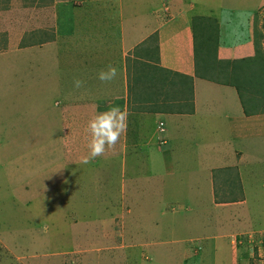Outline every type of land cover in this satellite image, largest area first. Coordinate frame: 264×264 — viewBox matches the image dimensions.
<instances>
[{
	"label": "rangeland",
	"instance_id": "rangeland-1",
	"mask_svg": "<svg viewBox=\"0 0 264 264\" xmlns=\"http://www.w3.org/2000/svg\"><path fill=\"white\" fill-rule=\"evenodd\" d=\"M187 1L0 0V119L10 118L13 137L2 138L0 152L6 150L8 161L21 159L17 169L0 172V264H264L262 153L247 173L256 178L244 176L249 185L242 187L243 202L226 206L218 202L242 197L236 168L214 170L212 182L206 169L208 152L223 159L225 141L220 147L200 138L199 145L187 140L184 146L158 133L166 127V116L159 114L181 102L164 79L166 68L158 66V53L170 45L160 37L170 19L180 22L179 13L187 12L183 21L200 34L196 45L208 50L202 54L197 47L200 57L213 67L214 11L222 2L232 9L248 4L247 12L236 9L246 14L240 29L264 60V0H190L203 11L198 14L211 6L205 18L189 13ZM237 11L222 16L231 14L236 26L244 22ZM251 61H243L241 73L238 63L225 82L240 81L247 68L257 72ZM194 63L195 76L215 75L216 68L201 72L205 67ZM110 64L126 77L127 128L114 153L83 164L87 123L109 96L94 91L102 85L94 77ZM18 67L26 72L23 78ZM19 77L23 88L17 90ZM74 78L84 87L76 89ZM243 89L240 102L251 111L261 96ZM16 109L51 132L41 137L34 124L37 139L31 132L22 136L13 128ZM29 119L21 130L27 132ZM20 165L29 173L36 167L35 181L25 182L32 176Z\"/></svg>",
	"mask_w": 264,
	"mask_h": 264
},
{
	"label": "crops",
	"instance_id": "crops-1",
	"mask_svg": "<svg viewBox=\"0 0 264 264\" xmlns=\"http://www.w3.org/2000/svg\"><path fill=\"white\" fill-rule=\"evenodd\" d=\"M189 3L191 4L190 7ZM218 6L220 8L219 12L217 13L214 11L215 14H213L214 23L216 25V32L214 33V38L216 41V46L214 48L216 59L231 61L234 59H243L251 56L253 54L252 46H250L249 42L246 40V34H244L240 29V25H245V22H247L245 19L246 14L244 12H239L236 10L240 9L241 11L247 12L246 9L247 7H249V5L246 4V7L237 6L239 8L233 7L232 9V6H227L222 2ZM187 7L190 9L193 8L192 12L188 11L189 13H191L192 15L197 14L200 16V18H205L203 16H209L208 13L213 12L212 10H210L212 9L211 6L207 5V7L204 9L209 8L208 12L204 11L205 13H196L203 11H198L194 3L190 0L187 1ZM234 10L235 12H238L237 17L240 19V21H243L244 19V22L241 21L242 23H238V25L236 26L232 23L231 14L226 13L222 16V12H233ZM186 13L187 12H182L179 14L183 17L186 16ZM199 16L197 17V19L199 18ZM182 17L180 22H177L180 17H178L177 19L175 16L172 17V19H170L169 21V28H167L166 32H164L165 34L160 35L161 38L167 39L169 41L170 47L168 46L166 49L162 48L158 53V66L164 68V70L165 68L166 70H169V72L165 70L166 78L164 77V79L168 80L173 90L172 93H175V95L178 97V99H180L181 102H179L178 100L177 108L176 106H173V108L169 109L170 111L168 110L165 113L159 114L160 116H166V123L164 122V125L166 124V127L163 128V130L161 129L160 131H158V133L165 132L166 135L164 137L166 140L177 139V141H182L184 143V146L189 144L185 142L187 140L192 141L194 145L195 143L199 145L198 139L200 138L203 140V142L217 141L216 144L220 147L222 146V142L225 141L224 146L228 149L219 152L220 155L223 156L222 160H219L217 156L218 153L212 155L207 151V149L204 150L202 147H199V150L205 154L208 152L209 156L211 157L208 161H206V169H208L211 182L213 179L212 172L214 170H224L226 168V165L232 166V169H234V167L236 168L237 175L239 176L238 178L240 179V186H237L236 189H239L240 193L242 194V192L244 193L246 191V187L244 190L242 187L249 185L248 183H243L244 176L248 177L249 180H254L256 178V175L254 174V176H248L247 173H252L255 170V164L260 161V153H262V156L264 157V114L259 112L245 113L243 111V105L240 102V98L235 87L225 82V78L222 77L223 70L220 66H218V64H216L217 68L215 72V75H217V79L208 78V74H205V76H202L200 74H198L197 76L194 75L195 72L193 73V49L194 44H196L197 42L195 41L196 39H194V37L196 35L200 36V34L198 35L195 31L191 30L192 28L189 23L183 21ZM237 29H240V31ZM17 69L19 75L23 78L26 72H22V69H20V67H18ZM212 70V67L208 65L206 66V68L202 69V71L204 72H212ZM117 72L119 78H117L116 81L113 80L111 82L104 83V85L102 83L100 87H97L94 90L96 91V93H109V96L105 97L106 99H108L103 100L104 102L101 106L102 108H104V110L109 106H119L122 111L124 109L126 110V77L125 74H122L120 70H118ZM121 75H123V77ZM21 77H19V84L17 81V90L23 88V79ZM94 78V80L97 79V74ZM174 81L178 84H176ZM111 83H113V85H111ZM166 97L167 96H165V98ZM21 107L24 111V107ZM98 108L100 110V107ZM16 111V116L13 117V121L16 126H14L13 128H15L20 134H23L22 136H25L24 134H28L31 132V138L35 139L36 137H34L32 129L35 124L39 130H42L41 123L38 122L35 118L27 116L25 112H20V110L17 109ZM28 118L32 119L31 122H28L30 121V119L27 120L28 128L27 132H25L21 129L23 128V121H26V119ZM9 119L7 118L6 121L0 119V133H2L0 136V141L3 137H7V139L13 138L11 134L12 131L9 130V127H12V125L9 126L8 124ZM2 127L6 130H3ZM50 132L51 131L45 132L42 130L41 137H46V135H48ZM165 139L161 138V142H163V144L167 143V141L165 142ZM35 140L33 141L35 142ZM252 140H254L256 144L261 145V150H258L256 144L253 143ZM213 144L215 145V143ZM196 149L198 148H195L194 146V150ZM167 150L168 151H166V153H169V149ZM5 153L6 150L0 152V172L7 171V169H10L11 167H16L17 169V164H19V161L21 160L19 159V155L18 157H16V159H14L15 157L12 156L11 160L8 161L6 159L10 155H5ZM8 153L10 154V151H8ZM21 156L23 155L21 154ZM229 158L234 159L235 162L233 164H230L231 160ZM31 162L36 163V161H34V158L33 160H31ZM24 163L26 162L22 160L21 165ZM21 165L18 170L24 169V171H27L26 173L28 174L29 170L25 169L26 166L21 167ZM39 172L41 171L39 170ZM29 174L32 177H28L26 178V181L24 179L22 182H29L31 179L32 181H35L33 177L38 174L36 167L35 170L31 171ZM208 188V194L211 195V191L214 192V186L212 187V183H209ZM241 196L242 197L240 200L225 198L221 199V202L218 203L225 204L226 206L239 205L241 204V202H243L245 194H242Z\"/></svg>",
	"mask_w": 264,
	"mask_h": 264
},
{
	"label": "clouds",
	"instance_id": "clouds-1",
	"mask_svg": "<svg viewBox=\"0 0 264 264\" xmlns=\"http://www.w3.org/2000/svg\"><path fill=\"white\" fill-rule=\"evenodd\" d=\"M117 68L108 65L105 70L98 72L97 78L102 83H108L116 79ZM85 81L74 78L73 85L76 89L84 87ZM127 128V113L119 106H109L107 110L97 112L89 119L86 132L89 135L88 154L81 159V163L87 164L106 152H115L116 145L120 142Z\"/></svg>",
	"mask_w": 264,
	"mask_h": 264
},
{
	"label": "trees",
	"instance_id": "trees-1",
	"mask_svg": "<svg viewBox=\"0 0 264 264\" xmlns=\"http://www.w3.org/2000/svg\"><path fill=\"white\" fill-rule=\"evenodd\" d=\"M215 32H216V30H215ZM196 44H194V49H193L194 62H198L199 61L206 68L207 64H209V63L208 62H205V59L203 61L202 57H200V56L202 54H204L205 52H207L208 50H206L203 45H199V44L196 45ZM199 46L201 47V51H202L201 53L202 54L197 49V47L200 49ZM215 46H216V41H215V38H214V48H215ZM214 48H213V51H214ZM253 51H254V54L251 57H246V58H243V59H234V60H231V61H227V60H218V59L215 58L213 60L212 66H213L214 63L215 64H220L218 66H220L221 69L224 72H226V73H224L222 75L224 77V75H226V74L229 75L230 73H232L234 71L233 70L234 67L238 63H240V65H239V67L237 69L240 70V73H241L242 70L245 69V64H243V61H246L247 59H251L252 58V61H251L252 63L251 64H254V67L256 69H258L257 72H254L253 70H251L248 73L249 69L247 68L243 72L245 74V76H242L243 79L241 78L240 81L237 79L234 83H232L231 81L230 82L226 81V82L229 83V84H231V85H233L235 87V89H236V91L238 93V96L242 95L241 92H240V90H239L240 86H242L243 88H245L243 90L246 93L253 92L256 95L258 94V97L261 96V99H257L259 101L258 103L256 101V103H253L252 105H250L251 111H247V109H246L245 106H243V109H244L243 111L245 113H256V112H260V113L264 114V62H263L264 60H262V58L260 57L259 50H258V48L255 45L253 47ZM200 58H201L202 61H200ZM223 62L227 64V68H225L222 65ZM194 67H195V69H197V65H195V63H194ZM214 68H217V67L216 66H213L212 69H214ZM201 72H203V71H201ZM261 73H263V74H261ZM203 76H205V74H203ZM207 77L210 78V79L211 78L217 79L216 78L217 75L211 76L210 74H208ZM248 94L250 95V93H248ZM251 100H253V99H251ZM259 105H261V107H259Z\"/></svg>",
	"mask_w": 264,
	"mask_h": 264
}]
</instances>
